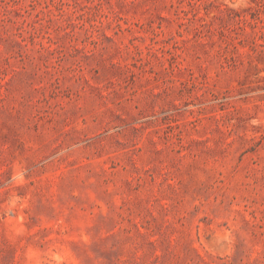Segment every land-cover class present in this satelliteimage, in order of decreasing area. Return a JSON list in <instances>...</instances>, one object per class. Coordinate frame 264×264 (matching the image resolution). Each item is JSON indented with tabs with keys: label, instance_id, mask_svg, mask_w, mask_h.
Segmentation results:
<instances>
[{
	"label": "rangeland",
	"instance_id": "1",
	"mask_svg": "<svg viewBox=\"0 0 264 264\" xmlns=\"http://www.w3.org/2000/svg\"><path fill=\"white\" fill-rule=\"evenodd\" d=\"M0 264H264V0H0Z\"/></svg>",
	"mask_w": 264,
	"mask_h": 264
}]
</instances>
